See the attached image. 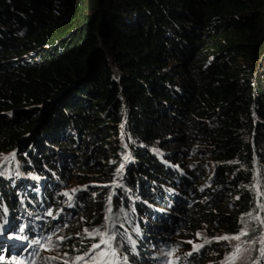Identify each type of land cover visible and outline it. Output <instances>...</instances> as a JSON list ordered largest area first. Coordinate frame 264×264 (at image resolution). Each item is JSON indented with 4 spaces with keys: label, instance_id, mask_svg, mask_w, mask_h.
<instances>
[{
    "label": "trees",
    "instance_id": "obj_1",
    "mask_svg": "<svg viewBox=\"0 0 264 264\" xmlns=\"http://www.w3.org/2000/svg\"><path fill=\"white\" fill-rule=\"evenodd\" d=\"M112 202L119 264L223 263L219 235L263 233L264 0H0V228L30 252L50 214L102 231Z\"/></svg>",
    "mask_w": 264,
    "mask_h": 264
},
{
    "label": "rangeland",
    "instance_id": "obj_2",
    "mask_svg": "<svg viewBox=\"0 0 264 264\" xmlns=\"http://www.w3.org/2000/svg\"><path fill=\"white\" fill-rule=\"evenodd\" d=\"M96 159H94V162ZM96 167H94L93 171H96ZM80 175L87 176L92 175V172L89 173L88 170L81 169L79 172ZM78 178V177H77ZM84 179V178H82ZM122 182V181H121ZM121 182H116L117 185H121ZM96 182L92 180L91 178L84 179L81 183H76L75 180H71L70 184L72 186L68 187L67 189H62L61 192L58 193H68L66 196L67 202L66 205H71V202L74 201L75 195L77 193V190L80 191L81 188H85L88 186H93ZM100 184V183H98ZM103 184H108L106 182H103ZM75 190V191H74ZM95 188L93 191L95 192ZM58 195V194H56ZM89 195V194H88ZM90 198L96 197L93 196V193L89 195ZM114 198V197H113ZM84 201H88L89 198H83ZM96 201L98 198L95 199ZM74 205V204H73ZM73 207V206H72ZM105 213L102 214L101 220L104 219V227L105 229L102 230L103 232L108 233V235L111 236L110 240V248L108 246H101V249H96L95 252L99 253L102 249L105 251L115 252V257H112L109 255L106 259L111 260L112 264H119L120 262L125 261L124 257H122L116 250L115 246V240L113 239V229L119 224L118 220L119 217L122 215L125 217H128L125 212H119V210H116V207L114 205V202L111 203V206L106 210H104ZM96 212L92 211L91 214H94ZM121 213V214H120ZM76 214L78 212H73L72 217L70 218H62L61 220L57 221L55 219L54 215L50 214L51 224L50 227H55L52 229L53 233L51 236V231H48V228L45 229V232L43 237V240L37 241V238L34 237V235H30L29 241L31 243H35V247L29 252V249L31 248V245L24 244L19 237H23L22 235H19L22 230L21 226H18L17 229H15V224H12V221L8 223L7 226L0 228V237L5 233L9 234L12 233V236L14 237V240L16 242L12 243L13 245L8 244L6 240L0 241V264H12L7 262V259L9 258L10 261H15L19 264H93L92 257H93V250L92 245L99 243L100 237L96 234L95 230H101L100 228H95L93 230H89L85 228V222L82 220H78ZM57 215V213L55 214ZM28 217V216H27ZM29 219V217H28ZM74 219V220H73ZM91 220H96L95 217H92ZM75 221V223H73ZM22 222V221H21ZM44 225V224H43ZM42 225V226H43ZM94 226V225H93ZM87 230V231H86ZM16 231V233L14 232ZM24 232V231H23ZM19 233V234H18ZM195 235L192 239H190V245L193 249L197 248V246H203V244L209 240V238L215 239L216 235L213 236V233H210L207 228L199 229L198 231L194 232ZM19 235V237H17ZM218 235V234H217ZM67 236H69V241L75 242L72 244H69V241L67 239ZM87 237L89 244L86 245V248L81 249L78 246V242H83L81 238L79 237ZM220 237V235H219ZM227 237H233L232 235H229ZM61 242V239H63ZM177 238V237H176ZM178 239V238H177ZM180 241L186 242L185 239ZM177 240V241H179ZM231 244V249L233 254L235 253L236 248L239 246L241 251L239 254H237L236 259L234 260L233 264H264V227H263V233L261 235H257L254 237V239L246 240V239H229ZM175 246L171 245H161L160 250L158 252L159 257L161 258V261L163 264H167L168 260L176 255L179 254V249L182 248V245L175 244ZM16 246V247H15ZM13 249V250H12ZM17 253V254H16ZM233 254H225L223 255V263L219 264H229V257ZM81 258V259H78ZM257 260V261H256ZM216 263V264H217Z\"/></svg>",
    "mask_w": 264,
    "mask_h": 264
},
{
    "label": "snow or ice",
    "instance_id": "obj_3",
    "mask_svg": "<svg viewBox=\"0 0 264 264\" xmlns=\"http://www.w3.org/2000/svg\"><path fill=\"white\" fill-rule=\"evenodd\" d=\"M64 195H68V193H64ZM257 219H258V217H257ZM95 231H96V234L100 237V239H99V243H96V244L92 245V250L94 252L93 257H92L93 264H112V261L108 260L106 258L109 255H111L112 257H115V252L105 251L103 249L99 253L95 252L96 249H101V246H108L110 248L111 236L108 235V233L103 232L101 230H95ZM240 235H247V233L246 232H241ZM218 239H223V240L235 239V240H239L240 236L239 235L233 236V237L225 236V237H219ZM262 242H264V241H262ZM197 247H202V245L201 246H197ZM240 251H241V249L238 246L236 248V250H235V253L232 256L229 257V264H233L234 260L236 259L237 254H239ZM78 259H81V258L78 257Z\"/></svg>",
    "mask_w": 264,
    "mask_h": 264
},
{
    "label": "bare ground",
    "instance_id": "obj_4",
    "mask_svg": "<svg viewBox=\"0 0 264 264\" xmlns=\"http://www.w3.org/2000/svg\"><path fill=\"white\" fill-rule=\"evenodd\" d=\"M13 224V222L11 223V225ZM17 237H19V235H17ZM2 240H6L7 242H8V244H10V245H13L12 243L14 242H16V240H14V237L12 236V233L10 232L9 234H3L1 237H0V241H2ZM19 243V242H18ZM17 242H16V244H18ZM16 247V246H15ZM13 250V249H12ZM17 254V253H16Z\"/></svg>",
    "mask_w": 264,
    "mask_h": 264
}]
</instances>
